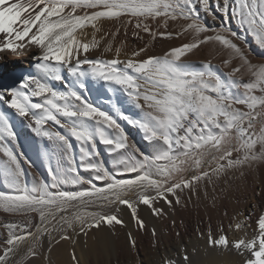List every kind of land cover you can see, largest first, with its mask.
<instances>
[{"label": "snow or ice", "instance_id": "snow-or-ice-1", "mask_svg": "<svg viewBox=\"0 0 264 264\" xmlns=\"http://www.w3.org/2000/svg\"><path fill=\"white\" fill-rule=\"evenodd\" d=\"M245 34L264 50V0H0V57L31 56L35 68L15 86H0V102L51 145L43 154L51 182L27 184L22 161L29 167L31 161L17 151L12 120L0 111L2 171L10 189L0 192V210L25 217L0 225L6 230L0 264H29L40 256L44 237L48 253L72 240L71 260L80 264L78 238L102 229L115 235L117 225L125 226L121 206L143 230L141 205L168 219L158 202L175 215L202 185L206 197L211 185L213 206L227 199L233 182L264 162V63L251 59ZM129 39L142 46L130 47ZM158 39L181 42L156 54ZM207 46L210 58L197 66L190 57ZM215 56L220 64L213 63ZM89 78L122 93L112 111L83 94ZM120 121L137 128L151 151L131 140ZM101 144L115 171L100 158ZM257 207L242 220L239 212L230 217L227 230L223 224L198 228L205 253H234L240 264H264V210ZM253 216L256 228L249 235ZM171 223L176 226L175 219ZM152 236L158 248L155 228ZM127 238L135 248L131 232ZM199 253L182 241L162 264H196Z\"/></svg>", "mask_w": 264, "mask_h": 264}, {"label": "bare ground", "instance_id": "bare-ground-1", "mask_svg": "<svg viewBox=\"0 0 264 264\" xmlns=\"http://www.w3.org/2000/svg\"><path fill=\"white\" fill-rule=\"evenodd\" d=\"M208 22L211 23L210 20ZM107 27H111V25H107ZM120 39H123V37L121 36ZM180 42L179 39L171 41L158 39L152 51L160 54L169 46H177ZM142 43V41L134 39H129L128 41L130 47L133 45L142 46ZM209 53V46H207L202 51L197 52L196 55L190 57V59L199 66L200 61L210 58ZM95 54L93 53V55ZM121 58L123 59V56ZM212 59L213 62L216 61V64L221 63L218 56ZM262 63L264 62L262 61ZM34 73L35 68L31 56L14 57L3 55L0 57V86H15L13 82L17 81V78ZM65 77L68 82L72 81V78L66 72ZM52 84L58 89H64V85L61 82L53 81ZM83 94L93 103L107 111H112V105L118 103L119 98L122 96V93L110 90L109 86L104 82L91 80L90 78L87 81V91ZM121 106L129 109V105L127 104ZM0 111H5L12 120L14 130L17 133V151L23 152L28 160L31 161V167L23 164L22 161L24 182L31 185L42 179L50 183L51 177L47 170L48 161L43 155L45 151L50 150V142L33 133L27 127V123L18 116H14L13 110L8 109L2 102H0ZM130 111L136 112L134 109H130ZM120 122L125 127L131 140L135 141L142 149L151 151L150 145L143 140V135L137 128L127 125L124 121ZM54 127L58 128V126ZM73 145L78 159L79 145L74 140ZM98 147L101 152L100 158L110 170L115 171L113 157L102 144L98 145ZM3 159L4 157L0 154V192H8L10 189L5 182L2 171ZM247 171L246 177L236 179L233 182L232 190L229 192L227 199L218 201L215 206L211 204V185H209L207 197L204 195L202 185L199 196H193L187 208H180L178 206L175 215L172 214L163 201L158 202L157 206L163 207L169 213L168 219L154 216L146 206L141 205L138 214L145 221V228L143 230L137 229L135 222L131 218L130 211L121 206L120 216L123 218L125 226L117 225L115 235H112L107 229H102L90 232L87 238L83 235L78 238L75 244V251L80 264H141V262L142 264H162V257L176 255L182 241L189 248L195 246L200 249L199 255L193 257L196 264H240L241 258L234 253L206 254L204 248L205 241L197 239V229L206 231L208 226L211 225L213 230H216L220 224H223L227 230L230 217L234 216L237 212L241 213L237 219L242 220L245 216L249 215L253 204L258 206L257 212L264 210L260 207L264 205V162H258L252 169ZM81 173L86 178H90V173L84 172L82 169ZM236 175L238 176L239 174L236 173ZM258 192H260V195H257ZM185 195L190 194L186 192ZM225 212H227V215H225ZM24 219L25 217L13 216L0 210V225ZM172 219L176 220L175 227L172 226ZM181 220L183 221L182 224ZM37 221L38 217H35L33 227ZM250 224L249 235H251V230L256 228L255 216L252 217ZM153 228L156 229L161 241L158 248L153 246L155 239L152 236ZM129 232L132 233L137 241L135 248L130 247L128 243L127 234ZM177 232L181 234L179 237L176 235ZM228 234L232 237L242 235L243 233L229 232ZM4 235H6V230L0 227V236ZM85 239H87L86 247L84 244ZM48 242V238L46 237V244L42 254L43 259L32 258L29 264H73L70 255L73 250L72 240H64L54 245L50 253H48Z\"/></svg>", "mask_w": 264, "mask_h": 264}, {"label": "rangeland", "instance_id": "rangeland-1", "mask_svg": "<svg viewBox=\"0 0 264 264\" xmlns=\"http://www.w3.org/2000/svg\"><path fill=\"white\" fill-rule=\"evenodd\" d=\"M231 26L233 27V29L237 30V31H240L238 29V26L235 24V22L233 21ZM173 27H175V25H173ZM241 34H244V33H241ZM246 35V38H247V42L251 48V51H252V56H251V59L253 60L254 63H262V61L264 62V50L260 49L259 47H257L256 44H254V41L252 40L251 36L250 35ZM211 46H209V50H210ZM213 58V57H211ZM220 62H221V57L218 56ZM213 63L216 64V61H214ZM224 72H227L228 69L227 68H224L223 69ZM45 244H46V237L43 238V240L41 241V246H42V251H41V254L39 257H37L36 259H43L42 257V254H43V251H44V248H45Z\"/></svg>", "mask_w": 264, "mask_h": 264}]
</instances>
